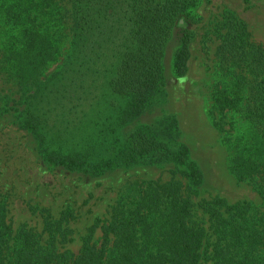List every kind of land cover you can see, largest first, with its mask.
<instances>
[{
	"label": "trees",
	"instance_id": "1",
	"mask_svg": "<svg viewBox=\"0 0 264 264\" xmlns=\"http://www.w3.org/2000/svg\"><path fill=\"white\" fill-rule=\"evenodd\" d=\"M198 2L69 0L70 50L39 81L61 55L58 0H0L10 29L3 69L21 94H0V118L11 117L30 133L47 167L96 180L174 165V178L186 181L129 183L78 254L61 251L55 241L42 244L25 228L14 234L0 195V264H201L208 254L213 264H264V44L253 42L247 23L230 11L220 23L213 111L247 123L245 131L226 136L229 171L253 185L261 205L204 199L198 207L207 222L200 219L194 198L204 174L180 142L177 115L130 129L166 102L164 57L175 32L173 74H187L195 35L186 25L195 23Z\"/></svg>",
	"mask_w": 264,
	"mask_h": 264
},
{
	"label": "rangeland",
	"instance_id": "2",
	"mask_svg": "<svg viewBox=\"0 0 264 264\" xmlns=\"http://www.w3.org/2000/svg\"><path fill=\"white\" fill-rule=\"evenodd\" d=\"M58 3L63 33L60 37L61 55L57 62L47 67L39 81H44L56 71L70 50V3L69 0H58ZM229 11L247 23L253 42L264 44V0H199L192 11L195 23L186 25L195 35L190 45L187 74L180 78L173 74V57L178 47L175 32L164 57L166 102L153 108L130 127L135 129L166 115H177L181 128L180 142L189 149L190 158L204 174V183L194 202L197 217L206 222L207 216L202 215L198 207L204 199L221 197L231 204H262L253 185L239 183L229 171L226 136L245 131L247 123L237 114L213 111V93L221 80L218 30L224 14ZM9 30L0 15V94L18 99L20 88L3 69L2 48ZM36 146L30 133L14 124L11 117L0 118V195L7 205L6 221L14 234L25 228L39 235L42 244L55 241L61 251L74 254L80 251L90 229L110 218L112 206L129 183L168 182L173 180L177 168L171 165L117 171L91 180L63 169L47 167ZM175 178L184 181L179 175ZM47 224L52 226V231ZM101 235L98 228L95 239H100ZM207 257L201 264H213Z\"/></svg>",
	"mask_w": 264,
	"mask_h": 264
}]
</instances>
